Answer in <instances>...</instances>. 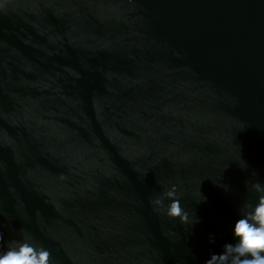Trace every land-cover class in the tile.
<instances>
[{
	"label": "water",
	"instance_id": "95a60500",
	"mask_svg": "<svg viewBox=\"0 0 264 264\" xmlns=\"http://www.w3.org/2000/svg\"><path fill=\"white\" fill-rule=\"evenodd\" d=\"M0 70L52 264L235 243L264 184V0H0ZM173 186L187 224L152 203Z\"/></svg>",
	"mask_w": 264,
	"mask_h": 264
},
{
	"label": "clouds",
	"instance_id": "9594fccd",
	"mask_svg": "<svg viewBox=\"0 0 264 264\" xmlns=\"http://www.w3.org/2000/svg\"><path fill=\"white\" fill-rule=\"evenodd\" d=\"M251 188L257 193L256 203L243 205L241 218L236 220L232 229L235 243H225L223 251L211 254L205 264H264V184L255 182ZM165 197L171 200L166 215L178 217L182 224H187L189 214L176 198L175 186L152 203L162 209ZM209 241L215 242L211 234ZM0 264H52L51 253L43 246L31 243L30 238L26 237L23 241H13L6 251L0 252Z\"/></svg>",
	"mask_w": 264,
	"mask_h": 264
}]
</instances>
